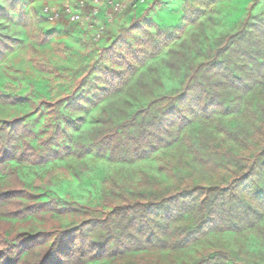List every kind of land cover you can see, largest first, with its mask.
<instances>
[{
    "label": "trees",
    "instance_id": "trees-1",
    "mask_svg": "<svg viewBox=\"0 0 264 264\" xmlns=\"http://www.w3.org/2000/svg\"><path fill=\"white\" fill-rule=\"evenodd\" d=\"M258 1L253 0L236 31L223 35L189 65L178 89L155 97L119 123L104 119L105 127L94 139V145L109 152L115 162L140 161L186 145L195 154L193 161L215 177L196 180L180 174L169 187L159 185L156 193L109 198L107 208L95 213L41 199L10 168L7 180L0 183V264L118 260L134 252L143 256L186 248L211 233L241 232L259 224L264 217V22H255L252 11ZM28 3L13 0L10 7L1 5V16ZM53 35L45 34L41 42ZM157 35L159 42L152 38L140 46V41L133 45L115 41L106 49L115 66L102 72L96 88L102 95L94 105L120 92L149 58L176 39L163 30ZM20 42L0 33V61ZM79 88L80 84L73 93ZM63 98H44L39 104L56 118ZM22 100L0 90L1 103ZM226 117L238 124L220 129L218 121ZM196 126L202 128V145L210 156L203 155L188 135ZM50 132L63 134L60 125ZM53 135L35 145L37 133L26 115L0 123V171L12 161L38 166L69 154V147L56 145ZM178 164L184 165L182 156ZM161 169L169 171L166 165ZM62 216L76 221L63 226ZM140 264L159 263L142 259Z\"/></svg>",
    "mask_w": 264,
    "mask_h": 264
},
{
    "label": "rangeland",
    "instance_id": "rangeland-1",
    "mask_svg": "<svg viewBox=\"0 0 264 264\" xmlns=\"http://www.w3.org/2000/svg\"><path fill=\"white\" fill-rule=\"evenodd\" d=\"M51 1L55 0H28L24 9L10 10L6 17L1 16L0 10V33L21 40L16 50L0 61V90L24 99L15 104L0 102V123L26 115L37 133L35 145L40 138L52 136L51 129L55 131L60 125L63 134L53 135L54 143L69 147L70 153L38 166L12 161L5 171H0V183L7 180L11 168L41 199H56L60 204L82 206L96 213L101 207L107 208L109 198L116 199L124 193H156L159 185L169 187L180 174L196 180L214 178L210 169L193 161L195 154L186 145L140 161L115 162L109 152L94 145V139L105 127L104 119L119 123L155 97L178 89L189 65L198 61L208 47L216 46L223 35L237 30L253 0H187L181 18L175 16L177 22L171 26L158 24L150 17L141 21L134 18L114 32L106 28L100 39L71 28L66 30L68 37H60L54 28L60 23L49 22L40 15L44 4ZM12 2L0 0V6L10 7ZM139 5L128 8L137 9ZM252 11L255 22H264V0H259ZM160 30L174 33L176 39L149 58L120 92L94 105L102 95L96 90L101 85L102 72L115 66L112 53L106 49L115 41L118 45L140 41V46L152 38L159 42ZM45 34L54 35L42 43ZM60 97H64L60 112L53 118L39 103L44 98ZM218 124L224 130L238 123L226 117ZM201 129L196 126L188 135L203 155L210 156L202 145ZM179 156L183 166L178 164ZM162 165L168 166L169 171L162 170ZM60 220L63 226L76 221L72 216H62ZM146 254L134 252L118 260L88 264H140L142 259L159 264H264V217L256 226L241 232H215L186 248Z\"/></svg>",
    "mask_w": 264,
    "mask_h": 264
},
{
    "label": "crops",
    "instance_id": "crops-1",
    "mask_svg": "<svg viewBox=\"0 0 264 264\" xmlns=\"http://www.w3.org/2000/svg\"><path fill=\"white\" fill-rule=\"evenodd\" d=\"M76 1L77 0H55L44 5H62L69 2L75 3ZM186 2L187 0H147L144 5H139L137 9L127 8L112 22H108L105 15L101 14L98 17H94L93 23L95 25L92 28L88 27L87 25L79 27L77 25H73L68 20L56 22L55 24H60L55 25L54 28L56 31L60 32V37L63 36V38L69 36L68 33H66V30H68V28H71L72 30L74 29L83 31L87 36L91 38L94 37L100 25L106 24L107 30L114 32L118 26L123 25L124 22L127 23L129 21H132L134 18H137L141 21L142 19H147L148 17H150V19L156 21L158 24L171 26L175 24V22H177L174 19L175 16H177L178 19L181 18V9ZM84 11L85 15H90L89 5H87ZM157 17L160 18L159 21L157 20ZM108 37L110 38L112 37V35Z\"/></svg>",
    "mask_w": 264,
    "mask_h": 264
},
{
    "label": "built area",
    "instance_id": "built-area-1",
    "mask_svg": "<svg viewBox=\"0 0 264 264\" xmlns=\"http://www.w3.org/2000/svg\"><path fill=\"white\" fill-rule=\"evenodd\" d=\"M146 0H77L74 4L64 3L62 5H44L42 8L43 17L52 23L62 21L64 18L77 26L87 25L92 28L95 24L94 17L104 14L108 22H112L119 14L128 7H136L144 4ZM89 5L90 15H85V9ZM107 25L98 27L94 35L95 39L104 36Z\"/></svg>",
    "mask_w": 264,
    "mask_h": 264
}]
</instances>
